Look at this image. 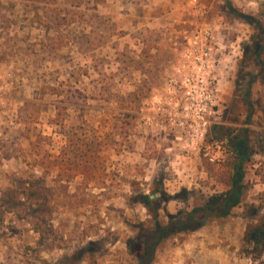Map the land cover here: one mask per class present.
<instances>
[{
    "label": "rangeland",
    "instance_id": "rangeland-1",
    "mask_svg": "<svg viewBox=\"0 0 264 264\" xmlns=\"http://www.w3.org/2000/svg\"><path fill=\"white\" fill-rule=\"evenodd\" d=\"M111 1L53 0L34 11L0 0V264H138V232L148 241L155 223L168 226L224 196L219 174L203 179L199 166L197 185L179 180L177 168L189 165L178 157L207 162L166 118L193 112L178 80L197 54L196 31L213 37L207 62L214 110L223 112L205 140L230 145L231 128L248 129L243 199L222 218L195 213L197 232L190 223L163 237L147 264H264L241 247L245 225L264 207V69L248 54L264 10L248 0H194L188 19L162 26L146 21L160 11L147 0ZM80 117L99 146L94 163L75 173L55 158ZM76 137L83 140L80 130Z\"/></svg>",
    "mask_w": 264,
    "mask_h": 264
},
{
    "label": "trees",
    "instance_id": "trees-1",
    "mask_svg": "<svg viewBox=\"0 0 264 264\" xmlns=\"http://www.w3.org/2000/svg\"><path fill=\"white\" fill-rule=\"evenodd\" d=\"M52 1V2H51ZM27 7L34 9L37 11V7L40 5H48L50 3H54L53 0H20ZM56 14V13H55ZM46 30L51 29L53 26H49L51 23L52 17H48ZM257 31H260L253 38V44L249 49L250 61L254 60L261 66V70L264 69V60L260 59L261 54H264V26L260 24L256 27ZM261 70L259 72H261ZM60 112L56 113V118H59ZM81 121L79 125L72 128L71 133L65 135L67 136V143L62 149L61 153L57 156L55 165L62 166L63 164L71 163L74 164L75 173L80 171L79 165L84 164H93V160L91 158L94 157L96 151L98 149L99 144L95 145L94 137H87L85 134L88 132V125L82 120V117L78 118ZM52 124L58 125L55 123V119L52 120ZM81 131V142H78L77 133ZM236 128H231L228 136H230L231 140V148L234 151V155L231 161H226L221 165V167L213 166L212 164L205 163L204 168L208 174H212L213 172L219 174L220 182L223 183L227 187V192L224 196L218 195V197L212 199L209 203L204 204L201 207H196L186 215L184 218H181L180 221L170 223L168 226L161 227L157 223H155L154 232L148 241L146 239L143 231L138 232V236L136 237V245L142 246V252L139 254H134L138 259V264H147L149 262V255L152 253L151 249L154 248V245L159 243L163 237L172 235L174 233L184 231L186 229L185 226L188 224L193 225L187 227L190 231H197L199 229L198 226L192 224V219L195 217V213L202 214L203 216H207L209 218H222L227 216L229 212L240 204L243 199V196L240 192L239 185L244 178L243 166L245 159L247 158L246 153V141H247V128H239L238 133L233 134ZM83 132V133H82ZM90 159L87 161V159ZM153 198H150L148 195H144L143 201L144 206L149 209V205L151 204ZM159 209V207H158ZM157 209V210H158ZM174 226V227H173ZM148 244V247H146ZM241 247L243 251L246 253L248 257H260L264 255V207L262 209L261 214L253 221L248 222L245 225V229L241 238ZM148 249L146 252L145 250ZM146 253V254H145Z\"/></svg>",
    "mask_w": 264,
    "mask_h": 264
},
{
    "label": "built area",
    "instance_id": "built-area-1",
    "mask_svg": "<svg viewBox=\"0 0 264 264\" xmlns=\"http://www.w3.org/2000/svg\"><path fill=\"white\" fill-rule=\"evenodd\" d=\"M192 35L195 39L190 44L193 43L192 48L198 49L196 50L197 54L192 56V65L186 67L188 72L181 77V80H178V83L181 84V95L183 94V97L190 101L193 112H168L166 118L170 123L176 124L177 127L185 131L191 147L199 148L207 163L220 165L232 158L234 151L226 141L205 140L211 125L220 124L223 114L219 110L216 112L214 110L219 94L215 86L211 87L216 83V79L211 76L210 68L213 65L211 66L209 61L207 62L213 50V37L208 31L203 34L196 31ZM200 36H202V41L198 44L196 39ZM198 54L201 55L197 56ZM169 82L177 84L174 78Z\"/></svg>",
    "mask_w": 264,
    "mask_h": 264
},
{
    "label": "crops",
    "instance_id": "crops-1",
    "mask_svg": "<svg viewBox=\"0 0 264 264\" xmlns=\"http://www.w3.org/2000/svg\"><path fill=\"white\" fill-rule=\"evenodd\" d=\"M117 1L118 0H116V1L112 0L111 2L115 4V3L119 2V1L118 2ZM147 1H149L151 3V5L154 8H156L157 10H159L158 8L160 7V11L159 12L156 11V12H154V14L151 13L150 11L146 12V14H145L146 21H150V20L156 21L157 20V21L161 22L160 25H162V26H165L166 25L165 22H167V21L169 22V21L184 20L186 17L188 19V17H190L191 13H193L192 9L190 8V3H192V1H194V0H188V2L181 1V4H180V0H153V1L147 0ZM246 7L247 8L249 7L250 9L256 10V11H259L261 9L264 10V0H248L246 3ZM189 159H190V157H187V159H185L182 156V157H178L177 161H175L179 165H181V164L183 166L186 164L189 165L187 169L177 168V171H176L177 175H180L183 177V178H179V180H181L182 183H184V181H185V183H187V184L197 185L196 179L194 177V174H195L197 168H195L194 166H199L196 173L202 175L203 179L207 178L208 176L210 177V174H208L206 172V170H204L203 166L199 163V161H197V157H194V160H196V162L194 161L193 163L190 162L192 160L191 159L189 160ZM184 172H185V175H187V176L182 175V173H184ZM150 198H152V196H150ZM193 232H197V231H193Z\"/></svg>",
    "mask_w": 264,
    "mask_h": 264
}]
</instances>
